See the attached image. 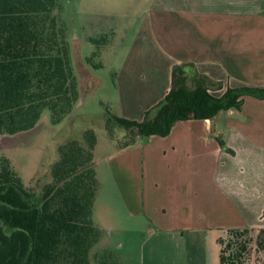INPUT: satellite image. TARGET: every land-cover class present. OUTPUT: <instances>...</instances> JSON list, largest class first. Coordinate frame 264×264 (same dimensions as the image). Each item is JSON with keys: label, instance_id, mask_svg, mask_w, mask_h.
I'll return each mask as SVG.
<instances>
[{"label": "crops", "instance_id": "0c3cea01", "mask_svg": "<svg viewBox=\"0 0 264 264\" xmlns=\"http://www.w3.org/2000/svg\"><path fill=\"white\" fill-rule=\"evenodd\" d=\"M119 54L112 114L126 119L165 95L178 64L216 83L215 96L264 86V0H146ZM107 138L104 176L126 220L141 224L138 264H218L225 228L264 225V99L244 96L239 109L175 121L127 147ZM94 208L95 198L92 220Z\"/></svg>", "mask_w": 264, "mask_h": 264}, {"label": "trees", "instance_id": "16d2710c", "mask_svg": "<svg viewBox=\"0 0 264 264\" xmlns=\"http://www.w3.org/2000/svg\"><path fill=\"white\" fill-rule=\"evenodd\" d=\"M174 65L165 95L143 112L140 120L106 114V135L122 130L118 148L138 137L165 136L178 120L211 119L217 112L239 109L243 97L264 99V86L226 87ZM78 100L64 26L55 0H0V135L28 130L42 109L59 123ZM220 146L222 140L216 137ZM96 137L84 129L80 139L57 146L48 181L34 198L22 187L8 159L0 156V264H90L88 252L98 229L91 218L97 189L93 148ZM230 151V150H229ZM228 227L217 237L218 264H244L249 243L264 249V225Z\"/></svg>", "mask_w": 264, "mask_h": 264}, {"label": "rangeland", "instance_id": "374dc122", "mask_svg": "<svg viewBox=\"0 0 264 264\" xmlns=\"http://www.w3.org/2000/svg\"><path fill=\"white\" fill-rule=\"evenodd\" d=\"M55 4L69 45L78 100L59 123L52 124L49 111L42 109L32 128L0 135V156L8 159L22 187L37 198L41 186L49 179L57 146L66 139L78 140L84 129H92L97 141L94 156L98 161L92 221L98 237L88 252L90 264H138L141 224L126 220L118 197L106 181L101 160L109 142L104 116L113 115L116 104L114 62L131 37L146 0H55ZM113 135L122 140L123 133L118 127H114ZM253 231L249 230L252 237ZM249 246L244 264H264V249H255L253 241Z\"/></svg>", "mask_w": 264, "mask_h": 264}]
</instances>
